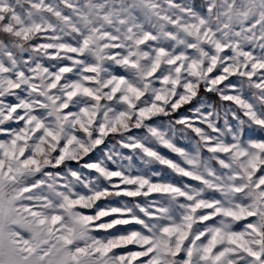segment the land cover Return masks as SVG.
<instances>
[{
    "label": "snow or ice",
    "instance_id": "1",
    "mask_svg": "<svg viewBox=\"0 0 264 264\" xmlns=\"http://www.w3.org/2000/svg\"><path fill=\"white\" fill-rule=\"evenodd\" d=\"M0 264H264V0H0Z\"/></svg>",
    "mask_w": 264,
    "mask_h": 264
},
{
    "label": "rangeland",
    "instance_id": "2",
    "mask_svg": "<svg viewBox=\"0 0 264 264\" xmlns=\"http://www.w3.org/2000/svg\"><path fill=\"white\" fill-rule=\"evenodd\" d=\"M178 2H179V0H178ZM206 101H207V103H210L208 100H206ZM210 104H212V103H210ZM185 111H186V109H185ZM251 134H252V135H257L258 133H256L255 131H253ZM177 143H178L180 146H182V147L191 148V143H190V141L187 140V139H185V138H183V137H178V138H177ZM160 151H161L163 154L168 155V156H173V155H174V154H171L170 152H168L167 149H163V148H161ZM124 152H125L126 155L129 154L127 150H124ZM99 155H100V154L97 153V156H99ZM135 164H136V166H138V167L141 166V163H140V161H139L138 159L135 160ZM153 170L160 171L161 168H160V166L156 165V166L153 167ZM163 174H164V177L167 178V179H174V178H175V177L172 176L171 173H169V172L166 171V170H164ZM114 202H115V201H114Z\"/></svg>",
    "mask_w": 264,
    "mask_h": 264
},
{
    "label": "trees",
    "instance_id": "3",
    "mask_svg": "<svg viewBox=\"0 0 264 264\" xmlns=\"http://www.w3.org/2000/svg\"><path fill=\"white\" fill-rule=\"evenodd\" d=\"M199 2V0H198ZM206 100H208L210 103L212 104H218L219 103V98L214 96V95H211L209 94L207 97H206ZM187 107V106H186Z\"/></svg>",
    "mask_w": 264,
    "mask_h": 264
}]
</instances>
